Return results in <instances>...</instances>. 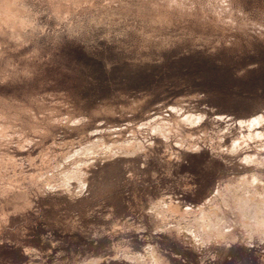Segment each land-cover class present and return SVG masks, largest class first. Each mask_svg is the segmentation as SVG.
Returning a JSON list of instances; mask_svg holds the SVG:
<instances>
[{"label": "rangeland", "instance_id": "374dc122", "mask_svg": "<svg viewBox=\"0 0 264 264\" xmlns=\"http://www.w3.org/2000/svg\"><path fill=\"white\" fill-rule=\"evenodd\" d=\"M257 132L264 0H0V264H264Z\"/></svg>", "mask_w": 264, "mask_h": 264}, {"label": "bare ground", "instance_id": "6f19581e", "mask_svg": "<svg viewBox=\"0 0 264 264\" xmlns=\"http://www.w3.org/2000/svg\"><path fill=\"white\" fill-rule=\"evenodd\" d=\"M262 116H256V117H254L253 119H251V120H249L248 122L249 123H247L249 126H251V125H257L258 123L260 124L261 122H262ZM254 128V127H253ZM262 134H264V133H261V132H257L256 133V135L259 137L260 136V138H261V136L263 137L264 135H262ZM257 180H259L258 178H254L253 179V181H257ZM257 208H259L260 210H253V212L254 213H252V214H249V215H251L252 217H254V218H257V219H260L261 217L264 219V212L262 211V206L261 205H258V206H256ZM245 210H246V207H243ZM244 209H243V212H244ZM246 213V212H245ZM260 215H261V217H260ZM260 220H262V219H260ZM221 224H215L214 225V228H218V229H220V226ZM213 228V229H214ZM231 228H228L226 231H229ZM220 234H225V230L224 231H221L220 232Z\"/></svg>", "mask_w": 264, "mask_h": 264}]
</instances>
